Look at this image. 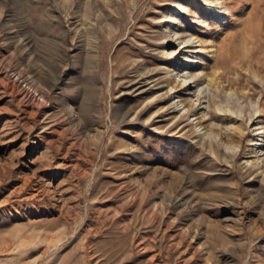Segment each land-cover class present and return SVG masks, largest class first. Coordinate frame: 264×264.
Here are the masks:
<instances>
[{"label":"rangeland","instance_id":"374dc122","mask_svg":"<svg viewBox=\"0 0 264 264\" xmlns=\"http://www.w3.org/2000/svg\"><path fill=\"white\" fill-rule=\"evenodd\" d=\"M257 148L264 0H0V264H264Z\"/></svg>","mask_w":264,"mask_h":264},{"label":"bare ground","instance_id":"6f19581e","mask_svg":"<svg viewBox=\"0 0 264 264\" xmlns=\"http://www.w3.org/2000/svg\"><path fill=\"white\" fill-rule=\"evenodd\" d=\"M179 49L180 48H176V49L172 50V53H176L177 51H179ZM181 52L184 53L183 49L181 50ZM187 70L184 72L182 70V75L180 77V78H182V86L185 88L184 91L189 92L190 96L195 97V99H194L196 101V103H194L195 106H197L198 104L200 106H202L204 103L202 100L205 97V95H203L204 90H202V88L199 87L200 84L198 83L197 79H195V77L191 74V71H187ZM177 107H179V111H183V110H187V109L189 110V108H186V106L184 105V101L182 99L178 100ZM206 107H209V105ZM253 120H254V117L250 116L249 123H251ZM227 130H229V128H227ZM203 135H205L207 138H209L210 144H214V143L216 144L217 142L220 143V141L223 140V136L220 135V133H216L212 130H206ZM258 141L254 145L258 146L260 144V143H258ZM223 143L226 147L228 146V143H226V142H223ZM228 147L229 148L227 150H229L231 148L232 149L231 151H233L235 148L238 147V145H229ZM257 149H258L257 151L260 152L259 157L263 156L262 162L264 163V153H262L263 149H259V148H257Z\"/></svg>","mask_w":264,"mask_h":264}]
</instances>
